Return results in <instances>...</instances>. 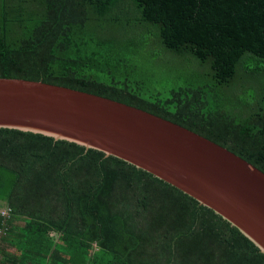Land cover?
<instances>
[{
    "label": "trees",
    "instance_id": "trees-1",
    "mask_svg": "<svg viewBox=\"0 0 264 264\" xmlns=\"http://www.w3.org/2000/svg\"><path fill=\"white\" fill-rule=\"evenodd\" d=\"M0 77L143 109L264 172V0H0ZM0 264H264V252L146 170L0 127Z\"/></svg>",
    "mask_w": 264,
    "mask_h": 264
},
{
    "label": "water",
    "instance_id": "water-1",
    "mask_svg": "<svg viewBox=\"0 0 264 264\" xmlns=\"http://www.w3.org/2000/svg\"><path fill=\"white\" fill-rule=\"evenodd\" d=\"M0 127L118 157L193 197L264 252V172L175 122L96 94L0 77Z\"/></svg>",
    "mask_w": 264,
    "mask_h": 264
}]
</instances>
